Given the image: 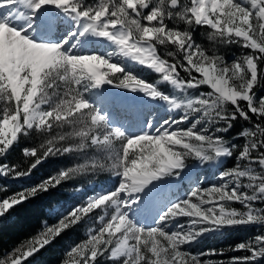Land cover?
Masks as SVG:
<instances>
[{"label": "snow or ice", "instance_id": "1", "mask_svg": "<svg viewBox=\"0 0 264 264\" xmlns=\"http://www.w3.org/2000/svg\"><path fill=\"white\" fill-rule=\"evenodd\" d=\"M56 9L71 16L73 29ZM201 30L210 46L197 39ZM33 32L57 39H39ZM88 32L113 50L104 55L79 51L74 42H89ZM233 45L247 51L229 55L225 49ZM117 55L154 70L182 93L196 94L170 97L121 62H112ZM105 84L163 99L181 112L129 134L88 99ZM0 102L5 105L0 110V177L31 179L42 158L71 153L81 159L88 152L102 153L107 162L90 158L12 194L0 186V217L40 194L50 195L37 215L40 226L0 264H22L87 221L99 226L71 247L65 264H99L101 258L109 264H211L201 257L225 250L193 255L198 238L234 226L264 227V0H0ZM241 120L247 126L226 139ZM54 128L68 131L52 136ZM33 131L51 137L39 153L35 147L27 152L35 162L23 170L7 163L14 142ZM241 138L242 145L232 142ZM233 156L234 166L223 168L211 187H202L201 179L183 197L158 203L164 187H176L174 178L183 179L193 161L207 165ZM106 168L118 178L112 187L94 191L79 206L53 209L63 182L78 172ZM154 204L152 221L132 211ZM232 250L251 254L220 264H254L264 258V235Z\"/></svg>", "mask_w": 264, "mask_h": 264}, {"label": "rangeland", "instance_id": "2", "mask_svg": "<svg viewBox=\"0 0 264 264\" xmlns=\"http://www.w3.org/2000/svg\"><path fill=\"white\" fill-rule=\"evenodd\" d=\"M86 2H96V0H86ZM56 14L59 15L62 19L66 21V27L70 30L74 28L75 22L72 20L71 16L64 13L62 10L56 9ZM48 13H44L47 15ZM72 22V23H71ZM68 23V24H67ZM73 25V26H71ZM30 35L37 36V38H47L49 40L55 41L57 36L55 34H46V33H30ZM88 35L91 39L89 42L81 45L80 40L74 42V46L77 47L79 51L84 53H98L104 55L107 51H112L111 45L102 38L96 37L94 33L88 32ZM231 55H239L237 53H233ZM112 62H121V66L125 68L126 71H131L134 76H137L140 79H144L145 82H149L146 80L147 73H151L154 75L160 76V74L156 73L154 70H150L147 67L141 66L135 62L130 60H126L123 57L115 56L113 57ZM119 75V74H118ZM185 74L181 72V76L183 77ZM158 88V90L164 92L166 95L170 97L175 96L177 100L185 99L186 96H194V92L189 91L184 97L179 95L180 91L174 89L171 85L167 82L159 81L151 82ZM88 99L90 102L94 103L99 107L103 112L107 113L110 117L111 122L125 129L129 134L136 135L140 134L144 131H148L147 125L149 123L153 124L154 126H158V123L163 118L167 117L171 113L175 116H179L181 110H173L169 108V105L166 101L160 98H152L150 96L145 95L139 91H131L125 88H118L115 85L105 84L100 88L93 89L88 94ZM127 103L126 105H123ZM122 104V105H120ZM5 105L0 102V110H2ZM171 112V113H170ZM185 127L186 125H181ZM64 131H68V129H57L54 128L52 130V136H56L58 134H63ZM230 133V132H229ZM226 134V139L228 138V134ZM44 138V137H43ZM16 142H14L15 144ZM245 143V141H244ZM31 149L25 150L27 153ZM55 157H60L62 160V166L60 170H66L69 167H75L78 163H83L86 160L91 159H98L100 162H105L104 156L102 153L96 152H88L83 154V159H81V155L78 153H71L67 155H58ZM232 157H223L221 158L220 162L217 163H210V164H199V162L193 161L189 164L188 168L182 173L183 179L176 177L173 180V184L176 187H168L165 186L161 195V200L159 202H163L165 199H174L176 197H183L184 194L192 187L196 185L201 179L203 181L202 187H211L212 183L215 182V176L218 175L223 168H226L228 162H233L231 159ZM232 161H231V160ZM47 160V159H46ZM44 158L41 159V165L37 167L31 174V179L27 177H0V186H3L8 194H12L15 191H19L21 187H28L32 184L39 181L41 177H44L45 174H55L57 171L56 168L49 169L46 172H40V167L46 161ZM235 164V160H234ZM113 173L107 168L103 171H96L94 173H76L73 177L67 181L63 182L62 184L68 183L69 188L67 189L68 196L65 198L63 202L57 204L53 207V209L63 211L64 206L66 205H75L79 206V204L85 200L89 195L94 194L93 192H99L106 190L113 186L115 181L118 179L116 177H112ZM34 179V181H32ZM86 182L85 186H79L78 188L73 187L76 182ZM8 183L10 185H15V191H13L14 186L8 187L5 185ZM2 195V194H0ZM157 205L154 204L152 208L145 209L143 212L138 209L134 208L132 211L135 215L141 219L146 221H152L155 219V207ZM236 207H240L239 204L235 205ZM52 209H49L48 212H51ZM51 226V225H50ZM98 224H92L91 221L85 222L80 227H73L71 230H67V245L65 249L64 257L61 258V263L65 264V261L68 259L66 253L70 251L71 247L75 246L78 243H81L89 238L88 233L94 227H98ZM239 227H248L250 228V232L253 233L251 237H247L242 242H247L250 240H254V238L258 235H264V227L259 225H244V226H234L229 229H225L222 231H215L211 233H206L202 237L198 238L196 241L193 242L191 246V253L193 255L207 252L209 249H224L225 251L221 255H208L203 256L201 259L208 260L211 264H220L222 261H227L232 257H238L243 255H250V252H244L243 250H235L236 246L238 245H227L231 239L226 243V245L217 246L216 244L220 242L222 239L227 238L230 234L234 232L235 229ZM238 234V233H237ZM42 248L39 252L35 253L32 257H26L22 260V264L26 261H30L37 256L41 251L46 249ZM10 254V253H9ZM1 257L0 259H3ZM33 261H31L32 264ZM34 264V263H33ZM99 264H109L108 261L101 258ZM254 264H264V258H259Z\"/></svg>", "mask_w": 264, "mask_h": 264}, {"label": "trees", "instance_id": "3", "mask_svg": "<svg viewBox=\"0 0 264 264\" xmlns=\"http://www.w3.org/2000/svg\"><path fill=\"white\" fill-rule=\"evenodd\" d=\"M201 30L197 33V39L200 40L205 46H210L209 42L204 39L202 36ZM172 49H161V52L171 51ZM229 55L233 53L240 54L242 51H247V49H241L235 45L230 46L225 49ZM146 80L149 82H157L160 79V76L147 73ZM206 90V89H204ZM196 94L195 90H190ZM179 95L184 97L185 93L180 92ZM255 119V118H254ZM242 126H247L245 121H237L234 123V127L230 130L228 138L231 140L236 134L242 130ZM44 137V138H43ZM51 138L47 134H41L38 131H33L27 137L20 138L19 143H15L9 151L6 162L12 165H18L22 170L26 168L30 163L35 162V157L28 156L25 150L32 149L33 147L37 148V152L40 151V145L45 144L47 139ZM244 139L232 140V142L242 145ZM43 159V158H42ZM233 162H228L226 168L234 166L235 156L231 158ZM230 159V160H231ZM231 160V161H232ZM62 166V160L60 157H50L44 164L40 167V172H46L49 169L56 168L57 171ZM48 176L47 174L44 177ZM34 181V179H32ZM38 182V181H36ZM86 182H76L73 187L78 188L80 185L85 186ZM6 186H14L13 191H15V185H10L5 183ZM69 188L68 183L58 186L56 189L55 195L58 197V201L53 203V207L57 204H60L68 196L67 189ZM50 202V195L48 193L40 194L38 197L33 198L30 203L25 202L21 207L19 205L14 206L15 211H10L7 216L0 217V258L5 255V253H10L12 248L18 246L23 240H25L31 234H34L36 228L40 226L39 221L37 220V215L40 208ZM44 211L48 212V208H44ZM238 233V234H237ZM253 235L250 232L248 227H239L234 230L227 238L222 239L218 242L217 246L226 245V243L231 239L227 245H237L240 242L244 241L247 237ZM67 230L65 233H61L53 243L48 246L46 249L41 251L34 259L26 261L24 264H59L61 263V258L64 257L65 249L67 245Z\"/></svg>", "mask_w": 264, "mask_h": 264}, {"label": "bare ground", "instance_id": "4", "mask_svg": "<svg viewBox=\"0 0 264 264\" xmlns=\"http://www.w3.org/2000/svg\"><path fill=\"white\" fill-rule=\"evenodd\" d=\"M72 23V22H71ZM68 24V23H67ZM71 26H73V25H71ZM127 103H124L123 105H126ZM120 105H122V104H120Z\"/></svg>", "mask_w": 264, "mask_h": 264}]
</instances>
